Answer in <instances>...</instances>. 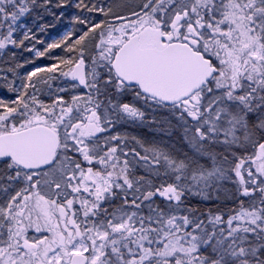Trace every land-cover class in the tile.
Returning a JSON list of instances; mask_svg holds the SVG:
<instances>
[{"label":"snow or ice","instance_id":"1","mask_svg":"<svg viewBox=\"0 0 264 264\" xmlns=\"http://www.w3.org/2000/svg\"><path fill=\"white\" fill-rule=\"evenodd\" d=\"M0 264H264V0H0Z\"/></svg>","mask_w":264,"mask_h":264},{"label":"trees","instance_id":"2","mask_svg":"<svg viewBox=\"0 0 264 264\" xmlns=\"http://www.w3.org/2000/svg\"><path fill=\"white\" fill-rule=\"evenodd\" d=\"M58 25L59 24L55 27L49 28L45 33L40 34L39 38L45 42H51L52 39L58 38L61 32L65 29L64 26L58 27ZM55 51L57 52L58 50Z\"/></svg>","mask_w":264,"mask_h":264},{"label":"rangeland","instance_id":"3","mask_svg":"<svg viewBox=\"0 0 264 264\" xmlns=\"http://www.w3.org/2000/svg\"><path fill=\"white\" fill-rule=\"evenodd\" d=\"M67 23V21H65V24ZM62 25H58V27H61ZM59 51V50H58ZM57 51V53H58ZM37 63H40V61H37Z\"/></svg>","mask_w":264,"mask_h":264}]
</instances>
